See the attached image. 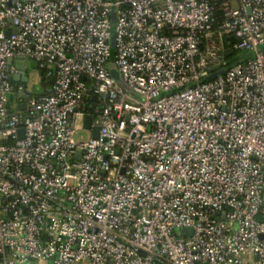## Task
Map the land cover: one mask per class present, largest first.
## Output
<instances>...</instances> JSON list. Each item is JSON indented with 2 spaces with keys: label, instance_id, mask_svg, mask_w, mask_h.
I'll list each match as a JSON object with an SVG mask.
<instances>
[{
  "label": "built area",
  "instance_id": "obj_1",
  "mask_svg": "<svg viewBox=\"0 0 264 264\" xmlns=\"http://www.w3.org/2000/svg\"><path fill=\"white\" fill-rule=\"evenodd\" d=\"M263 197L264 0H0V264H264Z\"/></svg>",
  "mask_w": 264,
  "mask_h": 264
},
{
  "label": "rangeland",
  "instance_id": "obj_2",
  "mask_svg": "<svg viewBox=\"0 0 264 264\" xmlns=\"http://www.w3.org/2000/svg\"><path fill=\"white\" fill-rule=\"evenodd\" d=\"M252 55L253 54H251V53L239 52L236 55V58L239 59V62H242V61L250 58ZM115 56H116V35H115V32L112 31V39H111V59H110V62L112 64L115 61ZM25 64L28 67L27 68V76L29 78V81L27 83V91L30 93V92H34L33 88L35 89V87H36L35 86V82H36V84H38L39 77L41 79V76H40L41 75V72H40L39 69H33L32 66H30V63L26 62ZM224 70H225V68L217 71L216 73H214V75L221 74V73L224 72ZM110 74H111V77L112 78L119 79V73H118V71L114 67L111 68ZM37 88L38 89L40 88L42 90V85L41 84H38ZM89 137H90V134L89 133H79V134H77L76 139L77 140H80V139L87 140Z\"/></svg>",
  "mask_w": 264,
  "mask_h": 264
},
{
  "label": "water",
  "instance_id": "obj_3",
  "mask_svg": "<svg viewBox=\"0 0 264 264\" xmlns=\"http://www.w3.org/2000/svg\"><path fill=\"white\" fill-rule=\"evenodd\" d=\"M232 55H233V53L229 54V56H232ZM20 61L28 62V63H30V65L32 66L33 69H38V64L35 61H30V59H21ZM10 62H11V64L13 63L12 60ZM18 68L20 70V73L14 77V81L15 82L23 81L25 83V85H27V83L29 81V78L27 76V68H26V66L21 65ZM219 68L220 67H216V68L212 69L211 71L213 72L215 70H218ZM214 76L215 75L213 74L211 77H214ZM12 103H13V98L11 97L10 98V104L12 105ZM25 108H26L25 105H19V106L16 107V110L17 111H23V110H25ZM91 124H92V117H90V116L86 117V119H85V128L86 129H91ZM98 134H99V128L95 127L93 129V138L97 139L98 138ZM262 206L264 207V197H263ZM185 231L188 233V235L192 234V230L191 229H186ZM181 232H182L181 229H177L176 230L177 235H180Z\"/></svg>",
  "mask_w": 264,
  "mask_h": 264
},
{
  "label": "crops",
  "instance_id": "obj_4",
  "mask_svg": "<svg viewBox=\"0 0 264 264\" xmlns=\"http://www.w3.org/2000/svg\"><path fill=\"white\" fill-rule=\"evenodd\" d=\"M26 62H23V61H15V64L17 65V66H21V65H24V66H26V68H28L27 67V65L25 64ZM31 66V65H30ZM41 76V75H40ZM36 79V78H35ZM36 81V80H35ZM38 84H41L42 85V90L39 88H37V86H38ZM38 84H36V82H35V89L33 88V90H34V92H30L31 94H34V95H36V94H43V93H45L46 91H47V88L45 87L46 85L45 84H43L42 83V81H41V79H40V77H39V82H38Z\"/></svg>",
  "mask_w": 264,
  "mask_h": 264
},
{
  "label": "trees",
  "instance_id": "obj_5",
  "mask_svg": "<svg viewBox=\"0 0 264 264\" xmlns=\"http://www.w3.org/2000/svg\"><path fill=\"white\" fill-rule=\"evenodd\" d=\"M237 54H238V53H235V54H233L232 56H229V57H228V59H227L228 66H233V65L239 63V59L236 58V55H237ZM43 82H44V79H43Z\"/></svg>",
  "mask_w": 264,
  "mask_h": 264
}]
</instances>
